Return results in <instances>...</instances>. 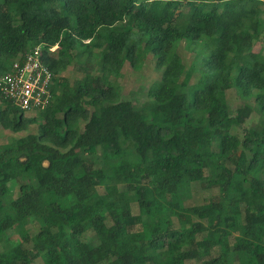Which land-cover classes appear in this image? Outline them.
Instances as JSON below:
<instances>
[{
  "label": "trees",
  "instance_id": "1",
  "mask_svg": "<svg viewBox=\"0 0 264 264\" xmlns=\"http://www.w3.org/2000/svg\"><path fill=\"white\" fill-rule=\"evenodd\" d=\"M263 37L264 0H0V77L36 45L54 73L34 116L0 93L5 129L38 128L0 143V264H264ZM144 47L162 84L136 107L117 83Z\"/></svg>",
  "mask_w": 264,
  "mask_h": 264
},
{
  "label": "rangeland",
  "instance_id": "2",
  "mask_svg": "<svg viewBox=\"0 0 264 264\" xmlns=\"http://www.w3.org/2000/svg\"><path fill=\"white\" fill-rule=\"evenodd\" d=\"M255 50L262 51L264 53V37L261 41L257 42ZM178 52L185 63L186 67H190L191 64H195V54L190 50L185 41L178 42ZM141 66L138 69H134L129 62H126L124 68L122 70V75L118 79V85L121 87V93L123 100H129L136 107H141L144 105L146 101L149 100L148 92L150 89H154L159 87L162 84L161 74L162 69L158 68L156 65V58L151 54L150 50L147 48L142 49L141 55ZM199 67V65H196ZM63 76L68 77L70 80H74L76 78H81L83 74L77 70L76 67L70 66L65 72H63ZM200 76L198 71H193L192 77L190 78V83L196 82L197 78ZM227 100L229 109L232 115L237 113L239 107L249 103L253 106L252 114L249 118L246 119L245 123L242 125L240 130L243 128H248L252 126H256L262 119V114L258 105L255 103L254 99L247 100L245 99L238 89L232 88L227 92ZM1 105V104H0ZM36 113H27V116H34ZM85 122H81V128L84 129ZM37 125H31L26 131H22L19 133H13L9 129H5L0 123V143L6 144L10 143L14 138H18L21 136H25L29 133L37 132ZM264 176V175H262ZM29 182V181H27ZM14 189L17 190L18 185L15 183H11ZM217 190H209V191H200L199 194L194 196V199L186 202L187 204L199 203L202 202L205 196H209L213 193H216ZM134 212H138V206L136 203L133 204ZM155 230V229H154ZM93 233L88 232L86 237L89 239H95L92 237ZM233 241V239H232ZM11 242L13 244H17L19 242V236L13 235L11 238ZM26 246H31V244H26ZM35 264H43L42 258H38Z\"/></svg>",
  "mask_w": 264,
  "mask_h": 264
},
{
  "label": "built area",
  "instance_id": "3",
  "mask_svg": "<svg viewBox=\"0 0 264 264\" xmlns=\"http://www.w3.org/2000/svg\"><path fill=\"white\" fill-rule=\"evenodd\" d=\"M44 45L32 47L19 55L13 69L0 77V93L11 99L25 113L37 112L53 100L54 73L43 61ZM58 46L51 48L54 51Z\"/></svg>",
  "mask_w": 264,
  "mask_h": 264
}]
</instances>
